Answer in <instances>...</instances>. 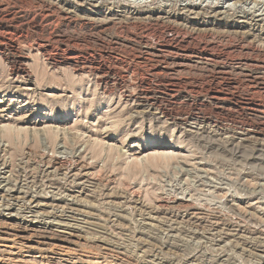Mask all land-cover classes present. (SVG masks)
Returning a JSON list of instances; mask_svg holds the SVG:
<instances>
[{"label":"rangeland","instance_id":"obj_1","mask_svg":"<svg viewBox=\"0 0 264 264\" xmlns=\"http://www.w3.org/2000/svg\"><path fill=\"white\" fill-rule=\"evenodd\" d=\"M263 4L0 0L28 68L0 42V264H264ZM170 25L214 56L166 49ZM46 42L77 68L48 63ZM164 66L184 69L149 73ZM52 157L80 162V187Z\"/></svg>","mask_w":264,"mask_h":264},{"label":"bare ground","instance_id":"obj_2","mask_svg":"<svg viewBox=\"0 0 264 264\" xmlns=\"http://www.w3.org/2000/svg\"><path fill=\"white\" fill-rule=\"evenodd\" d=\"M6 1V0H5ZM8 1V0H7ZM14 1V0H13ZM20 1V0H19ZM83 1V0H82ZM138 1V0H137ZM198 1V0H197ZM253 1H255V0H253ZM264 1V0H263ZM11 2V1H10ZM17 2V1H16ZM22 2V1H21ZM208 2V1H207ZM9 3V2H8ZM13 3V2H12ZM20 3V2H19ZM64 3V2H63ZM205 3V2H204ZM14 4H15V2H14ZM78 4V3H77ZM192 4V3H191ZM22 5H26V3H24L23 2V4H21V6ZM51 5V4H50ZM50 5H48V6H50ZM125 5V4H124ZM163 5V4H162ZM232 5V4H231ZM257 5V4H256ZM264 5V4H263ZM19 6V5H18ZM61 6V5H60ZM20 7V6H19ZM57 7V6H56ZM180 7H182V6H180ZM193 7V6H192ZM241 7V6H240ZM5 8V7H4ZM22 9H23V7H21ZM58 8V7H57ZM255 8V7H254ZM2 10H3V8H1ZM185 9V8H184ZM192 9V8H191ZM236 9V8H235ZM6 10H8V9H6ZM27 10H29V9H27ZM27 10H25V12L27 11ZM32 11H33V9H31ZM52 10V9H51ZM59 10V9H58ZM187 10V9H186ZM3 11H5V10H3ZM9 11V10H8ZM2 12V11H1ZM24 12V11H23ZM30 12V11H29ZM36 12V11H35ZM34 12V16L32 17L33 18V20H32V25L34 26V28L37 30V31H43V29H45V28H43V23L42 22H40L43 18H42V14H40V15H36V13H38V12H36L35 13ZM50 12V11H49ZM184 12V11H183ZM186 12V11H185ZM184 12V13H185ZM233 12V11H232ZM12 13V12H11ZM20 13V12H19ZM28 13V12H27ZM40 13V12H39ZM43 13V12H42ZM52 13V14H51ZM51 13H49V14H51L52 16H53V12H51ZM54 13H56V12H54ZM170 13V12H169ZM169 13H167V14H164V16H156L153 20V22H154V24L156 23V25L158 26L159 24H160V19H165V21L167 20V21H169L170 19H172L173 17L169 14ZM188 13V12H187ZM8 14V13H7ZM28 14H30V13H28ZM172 14V13H171ZM3 15V14H2ZM16 15V14H15ZM14 15V16H15ZM31 15V14H30ZM51 15H50V17H51ZM70 15V14H69ZM159 15H161V14H159ZM5 16V15H4ZM13 16V15H12ZM20 16V15H19ZM27 16V15H26ZM29 16V15H28ZM44 16V15H43ZM47 16H48V14H47ZM115 16V15H114ZM186 16V15H185ZM44 17H46V16H44ZM65 17V16H64ZM131 17V16H130ZM129 17V19H132V18H130ZM11 18H13V17H11ZM52 18V17H51ZM7 19V18H6ZM18 19H20V18H18ZM22 19V18H21ZM30 19V18H29ZM66 19V18H65ZM76 19V18H75ZM151 19V20H152ZM184 19H185V17H184ZM3 20H4V18H3ZM123 20V19H122ZM127 20V19H126ZM134 20H135V18H134ZM239 20V19H238ZM5 21H7V20H5ZM12 21H13V19H12ZM15 21V20H14ZM24 21V20H23ZM133 21V20H132ZM137 21V20H136ZM166 21V22H167ZM8 22V21H7ZM19 22V21H18ZM152 22V21H151ZM173 22V21H172ZM175 22V21H174ZM16 23V22H15ZM86 23V22H85ZM88 23V22H87ZM129 23V22H128ZM165 23V22H164ZM184 23V22H183ZM182 23V24H183ZM11 24V23H10ZM10 24H9V26H10ZM28 24H31L30 22L28 23ZM163 23H161L160 25H162ZM170 24H172V23H170ZM13 25V24H12ZM18 25V24H17ZM27 25V24H26ZM86 25V24H85ZM151 25V24H150ZM174 25V24H173ZM33 26H32V28H33ZM87 26V25H86ZM124 26V25H123ZM119 27V26H118ZM165 28V27H164ZM175 28V27H174ZM171 25L170 26H167L164 30L168 33V34H170V33H174L175 32V35H172L171 34V37L170 38H168V39H166L165 40V44L167 43L168 44V48H166V49H169V50H171V51H173V53L174 52H176L175 54H177V51L179 50V49H181V52L182 53H184V55H191V53H196L197 54V56L199 55V56H209L210 58L211 57H213L214 55H211V54H209V55H205L204 53H210V51L213 49L212 47V45H210V43L208 44L207 42L206 43H203L202 45H200V43H197L196 42V38H186L185 36V38H181L180 36L179 37H177V33H178V31L176 30V29H174ZM179 28V27H178ZM0 29H2L1 27H0ZM17 29V28H16ZM15 29V30H16ZM24 31V30H23ZM15 35L17 34L16 32H13ZM179 33H180V31H179ZM186 33H187V31H186ZM7 34H9V33H7ZM11 34V33H10ZM14 34H11V35H6V33H4V32H2V31H0V42H2V43H4V44H6V43H8L7 45H9V47L11 48V51L13 52V55H14V57L11 59V68L10 69H12V73L13 74H15L16 76H18V75H20L22 78H23V76L25 75V76H27L28 75V73H27V70L26 69H28L27 67H25L26 66V64H25V61L27 60L25 57H23V56H20L19 55V53L17 52V50H16V48L15 47H13L12 46V42H11V40H12V36L14 35ZM18 34H20L19 35V37H22V33H20V32H18ZM27 34V33H26ZM179 35V34H178ZM186 35V34H185ZM196 35H197V33H196ZM249 35V34H248ZM25 36V35H24ZM23 36V38L24 39H26V37H24ZM29 36V35H28ZM48 36V35H47ZM164 36V35H163ZM169 36V35H168ZM198 36V35H197ZM14 37V36H13ZM18 37V36H17ZM50 37H51V35H50ZM188 37H189V35H188ZM15 38V37H14ZM14 38H13V40H14ZM143 38V37H142ZM167 38V37H166ZM22 39V38H21ZM52 39V38H51ZM144 39H145V37H144ZM16 40V39H15ZM14 40V41H15ZM60 40V39H59ZM146 40V39H145ZM17 41V40H16ZM19 41V40H18ZM48 41V40H47ZM52 41V40H51ZM144 41V40H143ZM44 42V41H43ZM57 42V41H56ZM39 44V43H38ZM46 44H47V42L45 43V44H42V46H39V48L37 49V51H39L40 53H41V55L43 56V58L45 57L46 58V60L48 61V63L50 62V63H52V64H55V59H60L59 61H62V62H65V63H70V64H72L74 67H76L77 68V61H78V54L76 55L75 53H68L67 52V50H53V49H51V48H49L48 46H46ZM71 44V43H70ZM6 45V46H7ZM17 45V44H16ZM52 45V44H51ZM4 46V45H3ZM18 46V45H17ZM37 46V45H36ZM35 47V46H34ZM67 47V46H66ZM147 47V46H146ZM208 47H210L211 48V50H209V49H207ZM9 48V49H10ZM18 48V47H17ZM194 48H197V49H194ZM240 49H241V47H239ZM243 48V47H242ZM245 48V47H244ZM8 49V50H9ZM215 49V48H214ZM213 49V50H214ZM249 49H251V48H249ZM195 50V52H193ZM212 50V51H213ZM165 51V50H164ZM170 51V52H171ZM211 51V52H212ZM2 52V49H0V53ZM258 52V51H257ZM168 53V52H167ZM235 53V52H234ZM233 53V54H234ZM264 53V52H263ZM3 54V53H2ZM183 55V54H182ZM236 55V54H235ZM178 56H179V54H178ZM193 56V55H192ZM216 57V56H215ZM200 58V57H199ZM209 58V59H210ZM154 59V58H153ZM162 59V58H161ZM202 59V58H201ZM236 59H238V58H236ZM205 60V59H204ZM46 61V62H47ZM151 61V60H150ZM27 62V61H26ZM58 62V61H57ZM178 62V61H177ZM181 62V61H180ZM196 62V61H195ZM207 62V61H206ZM251 62V61H250ZM58 64V63H57ZM178 64H179V62H178ZM188 64V63H187ZM176 65V64H175ZM183 65H185V64H183ZM182 65V66H183ZM193 65V64H192ZM78 66H81L80 64L78 65ZM107 66V65H106ZM154 66V65H153ZM182 66H177L175 69H168V67H166V66H164V67H153V68H151V69H149L150 70V74H153V75H157V77H158V75H161V74H166V73H169V72H177L178 70H182V69H184V67H182ZM254 66V65H253ZM104 67V66H103ZM151 67V66H150ZM185 67H186V65H185ZM92 68V67H91ZM96 68H98V67H96ZM137 68V67H136ZM82 69V68H81ZM73 70V69H72ZM93 70H95L94 68H93ZM96 70H98V69H96ZM177 70V71H176ZM83 71V70H82ZM92 71V70H91ZM112 71V70H111ZM136 71V70H135ZM185 71V70H184ZM108 72H110L108 69H103V71L101 72L102 74H97V73H99V72H97L96 73V76H95V79H96V83H98V85H100V83H102V77L104 76V75H106ZM122 72V71H121ZM139 72V71H138ZM137 73V72H136ZM142 74H143V72H141ZM149 73H147V74H149ZM31 74V73H30ZM92 74V73H91ZM134 74H135V72H134ZM140 74V73H139ZM146 74V73H145ZM9 75H10V73H9ZM123 75V74H122ZM136 75V74H135ZM107 76V75H106ZM105 76V77H106ZM118 76V75H117ZM141 76V75H140ZM145 76V75H144ZM15 77V76H14ZM132 77H135V76H132ZM139 77V76H138ZM151 77H152V75H151ZM156 77V76H155ZM28 78V77H27ZM26 78V79H27ZM121 78V77H120ZM143 78V77H142ZM174 78V77H173ZM29 79V78H28ZM121 79H123V78H121ZM125 79V78H124ZM141 79V78H140ZM17 80V79H16ZM20 80H21V78H20ZM143 80V79H142ZM108 81V80H107ZM145 81V80H144ZM120 82V81H119ZM141 82V81H140ZM123 83V82H122ZM118 84V83H117ZM124 84H125V82H124ZM141 84V83H140ZM122 85V84H121ZM105 86V85H104ZM123 86V85H122ZM121 88H123V87H121ZM120 88V89H121ZM104 89V88H103ZM106 89H107V87H106ZM105 91V90H104ZM125 91V90H124ZM126 92V91H125ZM121 94V93H120ZM128 94H130V93H128ZM123 96V95H122ZM134 96H136V94L134 95ZM146 97V96H145ZM129 98V97H128ZM139 98V97H138ZM224 99V98H223ZM144 100V99H143ZM128 101V100H127ZM139 103V102H138ZM148 103H149V101H148ZM140 104V103H139ZM138 104V105H139ZM141 105V104H140ZM261 111V110H260ZM65 114V113H64ZM65 115H67V114H65ZM167 115V114H166ZM203 124V123H202ZM201 124V125H202ZM241 128V127H240ZM261 128V127H260ZM253 131V130H252ZM258 131H260V130H258ZM207 132V131H206ZM67 133V132H66ZM233 139V138H232ZM241 141V140H240ZM237 142V141H236ZM237 145V144H236ZM67 162H68V159H67ZM67 162H66V159L65 158H58V157H52V158H49V160H48V168H53V170L55 171V172H60V174H64V176H66V178L68 177V179L70 180H72V182H74V184L72 185V186H79L81 183H83L82 182V177H81V168H82V165L80 164V162L78 163L79 165H81V166H79V165H77L76 166V164L77 163H75V165H72V166H68V164H67ZM69 163V162H68ZM74 164V163H73ZM2 166V165H1ZM78 166H79V168H78ZM77 167V168H76ZM2 168V167H1ZM85 169V168H84ZM87 171V170H86ZM54 172V173H55ZM8 178V177H7ZM70 180V181H71ZM67 181V180H66ZM2 184V183H1ZM10 186V185H9ZM52 186V185H51ZM8 187V186H7ZM80 187V186H79ZM84 187V186H83ZM10 189V188H9ZM53 190V189H52ZM7 191H8V189H7ZM10 191V190H9ZM53 192V191H52ZM7 194V193H6ZM49 194V193H48ZM7 195H9V194H7ZM56 195V194H55ZM10 197L13 199L14 197H15V195H13V194H10ZM5 198V197H4ZM9 198V197H8ZM16 198V197H15ZM62 198V197H61ZM7 199V198H6ZM10 199V198H9ZM33 199V198H32ZM11 200V199H10ZM29 200V199H28ZM36 202V201H35ZM30 206V205H29ZM7 207V206H6ZM61 208V207H60ZM32 210V209H31ZM64 212V211H63ZM17 213V212H16ZM1 214V213H0ZM43 214V213H42ZM55 214V213H54ZM1 216V215H0ZM15 216V215H14ZM7 217V216H6ZM52 217V216H51ZM70 218V217H69ZM91 218V217H90ZM87 219V218H86ZM32 220V219H31ZM3 220H1L0 219V223H7L8 221L7 220H5L4 222H2ZM56 221V220H55ZM40 222V221H39ZM31 223V222H30ZM33 223V222H32ZM66 224V223H65ZM4 225V224H3ZM57 225V224H56ZM68 225V224H67ZM5 226V225H4ZM7 226V225H6ZM9 226H11V225H9ZM15 226V225H14ZM13 227V226H12ZM59 227L61 228V229H64L65 231L66 230H69V228H71V227H69V226H66V225H59ZM93 227V226H92ZM57 228V227H56ZM99 228V227H98ZM10 229V228H9ZM21 229V228H20ZM35 229H36V226L35 225H25L21 230H22V232H26V233H28V232H31V231H35ZM40 229V228H39ZM47 230V229H46ZM53 230H55V229H53ZM63 230V231H64ZM50 231H51V228H50ZM57 231V230H56ZM46 233V232H45ZM64 233V232H63ZM25 234V233H24ZM44 234V233H43ZM30 235V234H29ZM35 235V234H34ZM33 235V236H34ZM27 236H28V234H27ZM32 236V237H33ZM58 238H59V236H58ZM26 239V238H25ZM30 239V238H29ZM53 239V238H52ZM27 240V239H26ZM17 241V240H16ZM13 242V241H12ZM19 242V241H18ZM61 242V241H60ZM20 244V243H19ZM42 244V243H41ZM31 246V245H30ZM67 247V246H66ZM51 248V247H50ZM54 250V249H53ZM62 250V249H61ZM66 253V252H65ZM65 255V254H64Z\"/></svg>","mask_w":264,"mask_h":264}]
</instances>
